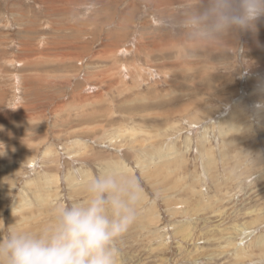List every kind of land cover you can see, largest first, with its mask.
Segmentation results:
<instances>
[{"label": "rangeland", "instance_id": "rangeland-1", "mask_svg": "<svg viewBox=\"0 0 264 264\" xmlns=\"http://www.w3.org/2000/svg\"><path fill=\"white\" fill-rule=\"evenodd\" d=\"M195 0H0V237L100 172L136 177L120 264H264V16L217 46Z\"/></svg>", "mask_w": 264, "mask_h": 264}, {"label": "clouds", "instance_id": "clouds-1", "mask_svg": "<svg viewBox=\"0 0 264 264\" xmlns=\"http://www.w3.org/2000/svg\"><path fill=\"white\" fill-rule=\"evenodd\" d=\"M262 16L264 0H195L182 24L192 39L217 46ZM85 191V199L58 205L53 222L39 230L9 226L0 237V264H120L118 243L137 219L140 182L102 171Z\"/></svg>", "mask_w": 264, "mask_h": 264}]
</instances>
